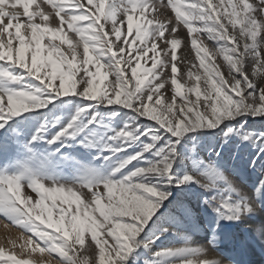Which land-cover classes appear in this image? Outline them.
<instances>
[{
	"label": "snow or ice",
	"instance_id": "obj_1",
	"mask_svg": "<svg viewBox=\"0 0 264 264\" xmlns=\"http://www.w3.org/2000/svg\"><path fill=\"white\" fill-rule=\"evenodd\" d=\"M181 27L205 70L203 100L201 73L178 68ZM241 165L259 179L238 183ZM0 215L57 264L264 254V0H0ZM192 228L231 250L201 259L209 248L187 246ZM161 241L185 246L153 251ZM5 257L31 264L0 247Z\"/></svg>",
	"mask_w": 264,
	"mask_h": 264
},
{
	"label": "rangeland",
	"instance_id": "obj_2",
	"mask_svg": "<svg viewBox=\"0 0 264 264\" xmlns=\"http://www.w3.org/2000/svg\"><path fill=\"white\" fill-rule=\"evenodd\" d=\"M161 2L164 5H167V0H157V3H161ZM190 2H193V0H186V3H190ZM213 2H215V0H213ZM250 2H255V0H250ZM159 11L163 13L164 16H174V13H172L171 8L169 7H161ZM137 15H139V13H137ZM149 18L151 17L149 16ZM64 27L66 29L67 25H65ZM195 27L202 28L203 26L200 24H197L195 25ZM124 30H126V23H125ZM231 30H232L231 26H229V31ZM69 35L74 37L73 33L69 32ZM179 39L181 40V43L180 45L177 46L178 68L180 69V72H184V73H186L189 69H191L194 73L197 71L201 73L202 79L201 81L198 82V86L202 90L200 99L203 100L204 99L203 88L206 86L204 83V79H206V77L204 76L205 70L200 67L199 60L196 57V50H194L191 47L190 38L188 37L187 30L184 29L183 27H181V29L179 30ZM201 39L203 41L202 46L206 47L209 50V54H211L213 49L217 47L215 41H213L206 33L201 36ZM158 43H162V42H158ZM81 53H82V49H81ZM151 55L152 53L149 52V56ZM211 62L216 65V67L219 69L221 73H223L225 76L227 75L226 62L223 60V57L221 55H217L214 58V60H212ZM142 63L144 62L142 61ZM208 63H209V60L206 59V65ZM185 65H187V67ZM144 66L145 67L150 66V61L147 63H144ZM169 73H170V69H169ZM129 75H130V72H129ZM177 75H179V73ZM113 79L114 78L111 75H109L108 80L111 81ZM185 79H188V78L185 76ZM181 82L183 83V81ZM192 83H196V81L193 79L192 81H190V84L185 85L184 91H186L187 87H189ZM172 90H173V86L171 85L170 80H169V83L166 86V89H164L163 91L165 92V95L168 97L170 101L172 100ZM190 98L196 99L195 94L192 93ZM175 103L176 104L181 103V99L179 96L176 97ZM35 163L37 165H46L48 163H53V162L44 160V159H37ZM54 163L59 164L60 162L57 160ZM58 170L61 171V173L64 175L78 176L80 174L79 171H77L75 168H70L68 169V171H64L63 168H60ZM235 179L237 180L238 183L252 184L259 179V173L253 172L250 169L241 165ZM56 195L59 196L60 194H56ZM174 199H176L175 195L172 198H170L169 202L165 203L164 205L165 209L168 208L169 203H171V200H174ZM192 206H193L194 211H198V209L195 206L194 201H192ZM173 211H175V209H173ZM225 223L229 224L233 228V230H237L238 228H243L245 224L247 223V221L244 224H242L240 221L225 222ZM172 231L175 233L177 230L173 229ZM183 235H184L183 232L178 233V237L183 236ZM28 236H29V233H26V232L22 233V230L19 227L14 226L12 223L6 220L2 215H0V247H3L6 252H9V251L13 252L16 255L17 259L29 260L31 264H57V262L53 260L48 255L47 252L42 253L38 250L33 251L32 249L35 247V244H33L31 247L28 245L27 243ZM168 239H171V237H169ZM188 239L190 243L187 246L196 247L198 245H204L205 247L209 248V252L207 256L206 257L202 256L200 257L201 259L221 258L219 255L220 252H227L231 250V245L228 244L227 242H221L218 245L217 249L212 250L210 246L207 245V240L204 234L195 230L194 228H192L191 232L188 234ZM160 244H165L166 247H174V248L185 246L182 242H173L171 244H166L164 241H161L156 247H154L153 251L159 250ZM0 259H6V257L0 258ZM241 259L243 260L244 264H264V254H261L258 249L252 253L245 254L244 256L241 257ZM170 264H179V261L173 260L170 262Z\"/></svg>",
	"mask_w": 264,
	"mask_h": 264
},
{
	"label": "bare ground",
	"instance_id": "obj_3",
	"mask_svg": "<svg viewBox=\"0 0 264 264\" xmlns=\"http://www.w3.org/2000/svg\"><path fill=\"white\" fill-rule=\"evenodd\" d=\"M39 2V1H38Z\"/></svg>",
	"mask_w": 264,
	"mask_h": 264
}]
</instances>
